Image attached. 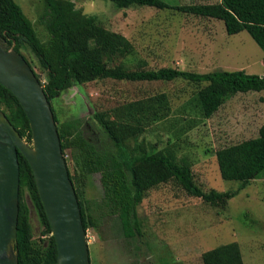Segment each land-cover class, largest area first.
Instances as JSON below:
<instances>
[{
	"label": "trees",
	"instance_id": "trees-1",
	"mask_svg": "<svg viewBox=\"0 0 264 264\" xmlns=\"http://www.w3.org/2000/svg\"><path fill=\"white\" fill-rule=\"evenodd\" d=\"M115 8L132 5L157 9L175 8L194 15L221 20L227 34L246 31L264 53V0H220L212 4L171 6L163 0H110ZM46 15L43 24L48 38L42 41L33 23L15 0H0V35L8 48L22 54L28 48L46 74L45 80L35 72L53 112L62 152L69 150L72 171L69 177L86 230L97 227L104 215L119 219L126 237L140 233L137 208L149 189L173 181L189 195L201 198L211 206L224 209L236 191L203 190L194 180L190 163L177 158L170 146L148 147L138 137L155 123L172 113L168 94L164 91L129 100L114 106L110 112L96 111L92 118L105 134L109 144L101 146L86 138L77 122L59 121L52 100L74 84L95 79L112 78L127 81H163L181 79L195 86L192 95L178 109L177 120L193 126L207 119L238 92L264 89V74L245 70H212L194 72L163 66L156 69H129L124 59L133 53V44L123 34L109 30L96 18L75 8L71 0H43ZM0 110L24 138L31 142L28 119L16 97L0 84ZM19 197L16 249L18 264H56V243L39 197L31 168L18 151ZM222 179L238 181L245 187L264 171V126L258 135L215 151ZM67 162V161H66ZM100 174L103 195L99 201L84 195L91 174ZM28 192L43 230L34 238L30 208L24 198ZM202 264H243L237 242L221 244L201 254Z\"/></svg>",
	"mask_w": 264,
	"mask_h": 264
},
{
	"label": "rangeland",
	"instance_id": "rangeland-1",
	"mask_svg": "<svg viewBox=\"0 0 264 264\" xmlns=\"http://www.w3.org/2000/svg\"><path fill=\"white\" fill-rule=\"evenodd\" d=\"M33 23L38 37L48 38L43 24L46 8L43 0H15ZM75 8L91 15L105 28L126 36L133 53L123 63L129 69L163 66L207 72L217 69L264 74V53L246 31L227 34L221 20L190 14L175 8L157 9L132 5L117 9L110 0H71ZM171 6L212 4L220 0H163ZM22 54L31 62L42 80L46 74L34 54L26 47ZM195 90L181 79L163 81H127L112 78L74 84L52 100L59 121L79 124L91 142L109 144L92 114L110 112L121 103L164 91L173 113L146 128L138 137L148 147L170 146L177 158L191 165L194 180L203 189L236 191L224 209L189 195L173 181L147 191L137 208L140 233L126 237L113 215H104L97 227L86 229L90 264H202L201 254L215 246L237 242L243 264H264V171L248 185L221 178L215 151L258 135L264 126V89L238 92L226 100L213 115L196 124L177 120L178 107ZM27 142V141H26ZM72 171L69 150L65 151ZM84 195L99 201L103 195L100 174H91ZM30 221L34 238L43 226L30 201Z\"/></svg>",
	"mask_w": 264,
	"mask_h": 264
},
{
	"label": "water",
	"instance_id": "water-1",
	"mask_svg": "<svg viewBox=\"0 0 264 264\" xmlns=\"http://www.w3.org/2000/svg\"><path fill=\"white\" fill-rule=\"evenodd\" d=\"M0 84L16 97L31 130V142H26L0 110V264H18V151L33 173L56 243V264H90L86 230L52 109L32 67L1 35Z\"/></svg>",
	"mask_w": 264,
	"mask_h": 264
}]
</instances>
